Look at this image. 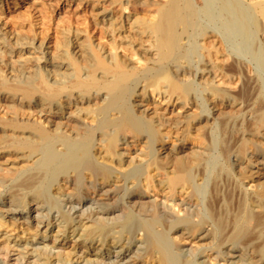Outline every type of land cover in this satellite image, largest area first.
Masks as SVG:
<instances>
[{
  "label": "bare ground",
  "instance_id": "obj_1",
  "mask_svg": "<svg viewBox=\"0 0 264 264\" xmlns=\"http://www.w3.org/2000/svg\"><path fill=\"white\" fill-rule=\"evenodd\" d=\"M79 1L106 5L96 20L136 61L92 49L80 27L61 30L53 46L24 35L16 15L4 19L5 6L18 1L0 0V264H264V119L224 148L228 165L218 174L224 169L241 191L237 206L218 223L210 220L218 214L204 219L190 173L201 177L209 153L195 143L248 104L202 86L204 113L191 77L216 83L214 65L193 73L174 55L175 37L183 45L212 38L214 47L223 34H257L264 46V0H191L188 11L186 0H172L153 11V26L127 16L124 30L111 11L121 0ZM40 3L28 6L35 12ZM220 189L214 206L224 198ZM165 190L171 203L150 195Z\"/></svg>",
  "mask_w": 264,
  "mask_h": 264
},
{
  "label": "rangeland",
  "instance_id": "obj_2",
  "mask_svg": "<svg viewBox=\"0 0 264 264\" xmlns=\"http://www.w3.org/2000/svg\"><path fill=\"white\" fill-rule=\"evenodd\" d=\"M9 1H11V0H9ZM17 1H18V5L15 3L16 5L14 6L11 3H9L8 6H5L8 8L5 9V10H7L6 11L7 14L4 16L5 17L4 19L7 20V22H11L10 21V19L12 18L11 16L16 15V17H18L17 19L20 20L19 22H21V24L23 25L24 32L22 31V34H24V35H35L37 37L43 36L44 40L49 39L48 41H50V43H51L50 46H53L54 42L59 41L60 38L62 39V34L60 33L61 30L62 31L63 30L68 31V30H75V28H76V30H79L80 28H82L83 30L82 29H80V30H82L84 33L85 42L87 44H89V46L92 49L98 51L99 49L103 50V49L109 48L108 50L112 51L115 55H121V56L123 55V57H126V58L130 57V58L134 59L135 61L137 60V55L133 49H131V48L128 49V47L125 46L123 41H121L120 38H117L115 33L108 30L109 28L106 27L107 24L105 26V24H101L100 22H98L96 20L97 16H95V15L98 14L103 9H106V5L103 3H96L95 2V3H89V4L86 3L85 4L83 1H79V0H40V2H41L40 6H39L40 9H38L37 11L34 12V10H31L28 6L32 0H17ZM43 1H45V2H43ZM139 1L140 0H121L119 2V4L116 5V7L114 9L111 10L113 16H115V18H116L115 21H117L119 24L117 22L116 23L119 26L121 25L123 30L125 29V26H126L124 22H125V17H127V16L129 18H131L130 21H133L134 24L137 26H141V27L153 26L154 24H156V22H155L156 19L153 16V11L160 6H163V5L168 6L172 0H141L140 2ZM180 3L188 11L190 9L189 7L191 6L192 1L186 0V2L180 1ZM75 6H78V7H75ZM41 9H43V10H41ZM74 9H76V10H74ZM40 11H41V13H40ZM25 13H27V14H25ZM29 13H31V14H29ZM89 13H90V15H89ZM81 15H82V17H81ZM42 16H43V18H42ZM38 17H40V18H38ZM74 17H75V20L77 18V22L74 21V19H71ZM21 20L22 21L24 20V22H22ZM45 20H46V22H45ZM60 20H62L63 22L64 21L65 22L67 21V22L63 24ZM35 21H37V22L40 21V22H38V24L40 23L39 24L40 26ZM81 21L83 24L81 23ZM92 21L93 22L95 21V22L93 23ZM43 22H45V23H43ZM55 22L58 25L55 26V24H56ZM75 22L79 23V24L76 25ZM255 22H258V21L256 20ZM59 24H60V27H59ZM73 24H74V26L75 25L76 26L74 27ZM93 24H94V26L96 24V26L94 27ZM178 24L179 25H177L176 29L174 30L175 32L179 31L178 26H180V23H178ZM98 25L100 28L98 27ZM31 26H33V27H31ZM104 27H106V28H104ZM46 28H48V31ZM72 28H74V29H72ZM39 29H41V30L38 31ZM53 29L55 30V32ZM25 30H27V31H25ZM35 30H36V32H35ZM46 31H47V33H46ZM98 31H100V32H98ZM37 32H40V34ZM36 33H37V35H36ZM52 33H54L55 35ZM57 33H59V34H57ZM42 34H45V35H42ZM110 34H111V37L109 36ZM57 35H58V38H57ZM99 35H101V37ZM223 35H224V39L222 37H219V38L216 37V39L213 40L214 41L213 42L214 47H209L211 41L208 42V40H211L212 38L204 39V40H198V42H197L198 44L195 43L193 40H191V41H189V43L187 45H183V43H182L183 41L178 40V37H175V39H174L175 46H176V50H175L174 55L175 56L177 54L180 55L179 58H181L182 63L190 65L193 73L196 71H200L205 66V64H207V63L211 64V66L214 65L212 67H213L214 73H216L215 74L216 75V77H215L216 83L207 84L206 81H204L203 79L200 80V77H197L198 75L195 78L191 77V79L193 80V82H191V86H190L191 91L196 93L195 95L199 99V103L201 104L203 109H206L204 111V113L208 114V109L205 106L203 95L200 94L203 91L204 87L206 88L207 91L214 90L223 97H226L228 95L233 96L235 98V100L238 102H240L241 98H243L241 100V103L244 102L243 105L248 104V107H246L247 105L244 106L245 110H244L243 115H241L239 118L233 119L231 121L232 123L230 121L228 123H226L225 125H220V124L216 123L212 126V128H209V130L206 134V138L201 137V138H199L200 142H196V143L194 142L195 145H198V146L201 145V146H204L206 148L208 147V153H209V155L206 156V158L208 160H207V163L205 164V167L203 168V170L201 172L202 175L200 173L201 177L199 176L197 171L193 170L190 173V177L192 179H193V177H195V181L197 180V183H199L197 188H196V196L198 198V208H199L202 216L204 217V219L208 218L207 220H209L211 217H214L215 215L218 214L219 215V216L217 215L218 217L216 216V217L210 219L211 221L214 220L215 223H218L217 219L221 220V218L224 217L225 213L229 214V213L233 212L234 208L237 206V204L234 202L237 201V199L240 196L239 193H241V191H239V189H237V186H235L231 177L226 174L224 169L222 170L221 174H218L219 173L218 169L220 167L228 165V162H226L227 160L225 159L226 157L224 156V148L230 143L234 144L237 140H241L246 129H248V128L251 129L255 125H260L261 118L264 119V103H263L264 102V46L260 45V43H259V40H258L259 35H257V34H250V35L249 34H245V35H241V34L225 35V34H223ZM51 36H53V37H51ZM54 38H55V40H54ZM115 38H117V39H115ZM40 39H42V38H40ZM217 41H219V42L217 43ZM206 42L209 44H207ZM221 42H224V44H226V45L222 44ZM219 43H221V44H219ZM216 44H218V45H216ZM223 46H225V47H223ZM180 49H182V50H180ZM227 49H229V50H227ZM131 54H132V56H130ZM212 55H214V56H212ZM214 58H216V59H214ZM233 61H235V62H233ZM232 62L234 64V67H233ZM230 63L232 64L231 68H230ZM227 64H229L228 65L229 68H227L228 67ZM241 66L243 67L242 68L243 70H241ZM235 67L237 68V70L233 69ZM223 68H224V70H223ZM229 70H230V72H229ZM194 80H195V82H194ZM245 81L247 83L248 82H250V83L245 84ZM202 86H204V87H202ZM249 87H250V89H249ZM255 89H256V91H255ZM247 90H248V92H249V90H251V91L248 93ZM254 91H255V93H254ZM238 92L240 93V95L238 94ZM243 93H247L248 95L243 94ZM253 93L255 95H253ZM250 94L252 96H250L249 98L246 97V95L249 96ZM238 96L240 97V100H239ZM251 97H253V98H251ZM246 99H249L250 101L249 100L247 101ZM258 100L261 101L263 106L261 104H257V103H260V101H258ZM245 102H247V103H245ZM250 103H252V104H250ZM249 104L251 107L249 106ZM259 107H262V108L258 110ZM251 110H255V111H251ZM252 112H253V114H252ZM256 118H257V120H256ZM249 120H250V122H249ZM238 121H239V123H238ZM253 121H255V123ZM247 122H249L252 126H250V124H248ZM229 123H231V124H229ZM140 124H141V128H144V130L148 134H150L152 137H156L158 130L147 125L146 122H142ZM237 124H238V126H237ZM247 124L249 127L247 126ZM236 127H238V128H236ZM236 129H238V130H236ZM253 129L256 130L257 127H254ZM228 138H229V140H228ZM169 142H172V141H169ZM250 147H251V145L249 143L244 144L242 147L240 146V148L242 149V150L240 149L241 153L242 152L246 153V151H248L250 149ZM209 163H211V164H209ZM143 173H144L143 177L145 179L149 175V169L145 168L143 170ZM224 175H225V177H224ZM160 176L164 177V175L161 173H160V175H158L156 177L158 179L159 178L161 179ZM202 177L204 179H202ZM196 178H201V179H196ZM227 179H229V181ZM167 181H169V178H167ZM214 183L216 185H218L219 189L221 188L220 189L221 193L224 196V198L221 200L220 204L217 206L215 205L217 207V209H215L216 207L212 203V195H213L212 193L214 192V187L216 186ZM231 183H233V184H231ZM227 184H229V185H227ZM210 187L212 188V190ZM236 189H237L238 193L235 191ZM166 191L167 190H165L163 192L161 191L158 193L150 192V195L152 198H154L156 200H160V199L163 200L164 199L165 201H168V203H171V201H169L167 199L170 196V193H167ZM226 193H228V194H226ZM231 193L233 195H231L232 197H229L230 196L229 194H231ZM225 195L227 197H225ZM235 195L237 196V198ZM228 197L230 198V200H227ZM209 201H210V203H209ZM228 201H230V202L228 203ZM211 203H212V206H211ZM229 204H231V205L228 206ZM208 206H209V208H207ZM212 208H214V209H212ZM208 209H209V211H208ZM210 210L211 211L216 210V211H214L215 213H212ZM209 213H210V215H208ZM247 230H249V229H247Z\"/></svg>",
  "mask_w": 264,
  "mask_h": 264
}]
</instances>
